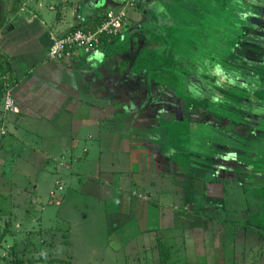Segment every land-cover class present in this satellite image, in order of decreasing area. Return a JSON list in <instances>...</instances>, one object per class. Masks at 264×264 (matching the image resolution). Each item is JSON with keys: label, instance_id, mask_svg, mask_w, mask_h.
Masks as SVG:
<instances>
[{"label": "crops", "instance_id": "crops-1", "mask_svg": "<svg viewBox=\"0 0 264 264\" xmlns=\"http://www.w3.org/2000/svg\"><path fill=\"white\" fill-rule=\"evenodd\" d=\"M107 1L97 8L93 0L69 1L58 9V18L45 11L42 15L21 12L6 17L0 29L1 70L10 79L7 94L20 109L7 113L9 132L0 147L5 179L1 176L0 182L14 190L13 198L25 200L21 206L27 209V216L19 217L12 230L23 228L32 236L36 231L45 234L46 228L65 229L68 239L62 234L59 244L66 243L75 259L74 252L85 250L84 257L92 261L95 257L98 264H116L126 259L125 253L143 255L146 264H187V256L203 248L207 251L197 258L200 262L191 263L231 264L235 246L227 239L219 246L224 238L219 228L245 222L249 212L231 210L229 218L217 214L230 198L225 197L227 181L242 183L241 175L233 169L231 179L219 177L210 184L207 172L175 173L174 181L181 175V181L192 184L191 193L180 198L173 179L164 177L161 159L154 157L153 150L164 154L168 145L166 155L172 163L184 164L183 157L171 150L172 125L164 139L166 114L158 106L162 97L176 98L148 68L155 66V58L146 56L149 46L144 35L161 34L153 30L152 20L160 26L173 20L161 8V0H143L147 11L140 2L136 5L144 10L133 11L129 0ZM124 6L132 15L119 37L105 38L101 49L89 55L59 62L48 59L51 36L76 28L93 30L109 11ZM185 165L189 170L190 164ZM260 180L250 190L257 199L254 207L260 196L264 199L262 176ZM199 183L206 185L202 193ZM57 186L62 188L53 198ZM137 192L144 197H137ZM21 206H12V211ZM249 226L258 234L264 228L245 225ZM13 231L10 238L16 234L24 239L21 232ZM180 250L182 258L177 255Z\"/></svg>", "mask_w": 264, "mask_h": 264}, {"label": "rangeland", "instance_id": "rangeland-1", "mask_svg": "<svg viewBox=\"0 0 264 264\" xmlns=\"http://www.w3.org/2000/svg\"><path fill=\"white\" fill-rule=\"evenodd\" d=\"M4 1L5 15L11 19L21 12L42 15L44 11L58 18L57 14L61 11L57 12L58 9L67 7L72 0ZM93 1L94 7L97 8L96 5L104 0ZM161 1L164 3L161 8L168 13L173 23L168 22L160 26L152 20L155 24L153 30L161 34H144L148 39L146 46H149L146 56L155 58V66L150 64L148 68L154 69L157 82L162 87L165 85L173 94V98H176L170 100L162 97L158 106L163 110L162 113L166 114L164 120L168 127H165L164 139L167 138L169 125H172L170 128L174 131V138L171 140V150L175 155L183 157L180 160L184 164L172 163L166 155L167 152L170 153L168 145H165L167 151L164 154L161 149L153 150L154 157L161 159L163 172L166 174L164 177L173 179L171 180L174 190L180 198H186L188 193H191L192 184L188 180L181 181V175L180 182L174 181L175 173L185 174V171H189V175L194 173V176H197L201 172H207L210 184H215L219 177L227 176L231 179V174H240L244 180L242 183L238 180L227 181L225 197L230 198H227V204L217 215L229 218L232 217L228 216L231 210L237 209L239 212L248 209L246 221L264 227V209L261 210L264 207V199L260 196V204L254 207L253 202H257V199H253L250 194V190L261 182V176L264 179V0ZM136 2L142 3L146 11L148 10L143 0H129L128 7L134 8L133 11L140 9V4L136 5ZM120 11L126 13L124 29L128 18L131 21L132 14L125 10V6ZM141 31L145 32L144 28ZM1 68L2 64L0 70ZM10 84L8 79L6 87L4 84L3 90L0 91V147L1 140L9 132L6 118L7 113L12 112L6 110L3 98L7 95ZM185 162L190 164L189 170ZM1 176L5 179L3 170L0 178ZM199 184L202 193L206 185ZM213 186L218 188L217 185ZM61 188L59 186L52 191L51 196L54 198L56 191ZM233 188L234 191H230ZM137 194V197H144L141 193ZM13 197L14 190L8 185L2 187L0 182V264L100 262L96 261L95 257L93 261L90 257L85 258V250L79 255L73 251L77 257L75 259L66 243L59 244L62 234L67 238L65 229L46 228L43 232L45 234L36 231L39 233L32 236L27 235V230L23 228L13 231L12 228L21 219L19 217L27 216L24 213L27 209L21 206L26 201ZM17 205L21 207L14 213L12 206L15 208ZM177 205L182 207L180 203ZM242 221L244 222L243 219ZM243 222L235 221L231 225H222L219 230L224 234V238L219 242V246L227 240L232 241L236 257L231 264H264V228H260L258 234L251 228L252 225L248 228ZM24 224L21 222V227H24ZM12 231L14 234L21 232L24 239L21 240L16 234L10 238ZM67 233L72 242L70 233ZM206 251L207 249L203 248L196 251L199 253L187 256L191 259H187V264H196L191 262L198 261L197 258L202 257ZM181 253L183 254V250L177 253L181 255L180 258ZM125 254L126 259H118L116 264H146L142 259L143 255Z\"/></svg>", "mask_w": 264, "mask_h": 264}, {"label": "built area", "instance_id": "built-area-1", "mask_svg": "<svg viewBox=\"0 0 264 264\" xmlns=\"http://www.w3.org/2000/svg\"><path fill=\"white\" fill-rule=\"evenodd\" d=\"M125 12L109 11L93 30L76 28L63 36H51L48 59L66 61L77 55H89L101 49L103 40L113 39L122 33L125 25ZM7 111L19 113V107L10 95L4 97Z\"/></svg>", "mask_w": 264, "mask_h": 264}, {"label": "water", "instance_id": "water-1", "mask_svg": "<svg viewBox=\"0 0 264 264\" xmlns=\"http://www.w3.org/2000/svg\"><path fill=\"white\" fill-rule=\"evenodd\" d=\"M5 20H6L5 1L0 0V29L4 27Z\"/></svg>", "mask_w": 264, "mask_h": 264}, {"label": "trees", "instance_id": "trees-1", "mask_svg": "<svg viewBox=\"0 0 264 264\" xmlns=\"http://www.w3.org/2000/svg\"><path fill=\"white\" fill-rule=\"evenodd\" d=\"M4 73H5L4 71L0 70V91L3 90L4 84H5V87H6V83H8V79H9L8 77L5 76ZM249 224H250V222L248 220L243 223V225H249Z\"/></svg>", "mask_w": 264, "mask_h": 264}]
</instances>
